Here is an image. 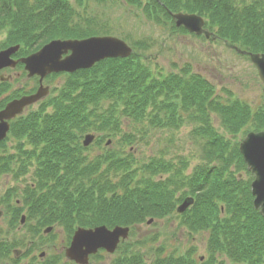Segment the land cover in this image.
<instances>
[{
	"label": "trees",
	"instance_id": "1",
	"mask_svg": "<svg viewBox=\"0 0 264 264\" xmlns=\"http://www.w3.org/2000/svg\"><path fill=\"white\" fill-rule=\"evenodd\" d=\"M89 1L75 0L73 5L70 0H0V33L6 34L3 45H23L26 50L17 53L21 57L54 39L110 34L109 28L87 9ZM126 1L144 6L147 17L158 25L173 24L172 13L199 14L207 19V25L220 41L249 52L264 53V0L248 4L245 0H148L146 4L142 0ZM179 30L187 32L182 27ZM147 44H134V48L143 49ZM139 51L129 58H109L89 70L67 74L58 94L49 99L52 103L12 122L10 134L19 144L26 141L35 147L26 159L31 161L35 155L38 164L33 185L11 188L4 197L7 204L12 196L21 197L20 206H8L6 211L8 231L14 232L25 214L26 232L41 243L46 239L43 231L50 226L64 230L67 241L78 227L129 226L133 234L147 219H162L176 212L182 228L207 234L208 258H194L197 250L194 246L184 254L167 253L164 247H156L151 249L154 253L151 264H264V217L254 208L253 175L239 144L233 146L213 126V118L217 117L234 135L244 128L264 130V105L255 110L239 98L231 96L224 101L215 95L213 83L191 68L166 75L153 72ZM8 84L0 83V94ZM22 93L28 91L23 89ZM15 96H19L17 92ZM5 104L0 102V108ZM51 105L53 112L42 115ZM118 110L139 123L150 117V125L161 129H179V122L187 117L194 122L191 136L199 143L201 162L205 164L196 166L188 175H184L185 157L168 161L165 156H155L151 162L142 164L133 153H125L135 141L121 127ZM86 133L98 134L95 143L102 150L99 148L96 155L88 153L80 140ZM113 139L119 141L118 146L113 147ZM23 149L22 144L19 149L22 154ZM13 157L9 162L0 157V175L9 171L14 175L25 173L19 167L12 168ZM176 161L181 164L179 168ZM232 166L237 170H231ZM140 169L143 175L170 172L171 176L136 182ZM240 169L247 171V184L236 177ZM189 197L193 204L179 214V204ZM221 213L225 217L221 218ZM56 235L52 232L48 238L54 239ZM22 244L16 237L0 240V260L21 264L13 252ZM124 244L112 264H148L138 248L146 245L144 240ZM55 254L53 251V259L41 264H64ZM104 256L98 254L92 260Z\"/></svg>",
	"mask_w": 264,
	"mask_h": 264
},
{
	"label": "rangeland",
	"instance_id": "2",
	"mask_svg": "<svg viewBox=\"0 0 264 264\" xmlns=\"http://www.w3.org/2000/svg\"><path fill=\"white\" fill-rule=\"evenodd\" d=\"M70 1L72 4L74 3L73 5H76L75 0ZM147 1L148 0H142L144 4H146ZM251 1L252 0H245L244 3L248 4ZM87 6L88 10L96 14L97 21L100 24L104 23L106 28H109L110 34L108 35H113L122 39L128 38L129 41H127L133 47L135 46L134 44L138 45V43L147 42L148 44L146 47L143 49H141V47H138V49L135 48V51L140 50L138 53L141 57L142 55L146 57L153 72H161L166 75L170 72H178L183 68H191L192 72L200 73L211 81L216 87L215 95H220L224 101L229 100L231 96L233 98H239L250 104L255 110L264 105V85L255 66L249 58L240 55L228 47L225 42L220 40L213 41L201 35L196 36L189 32H183L179 30L180 28L177 27L174 22L173 24L167 22L165 25H158L155 21L147 17L144 6L130 4L126 0H90L87 2ZM5 39V32H1L0 50L3 47L5 48L3 45ZM21 50H26L23 45H21ZM32 53L33 52L25 56ZM23 71V68H15L5 69L1 72L5 76L12 75L13 78L10 79L8 88L0 94V102L5 104L17 98L15 96L16 92L20 96L24 94L22 93L23 89L30 91L38 87L37 79H28L27 75L23 76L21 74ZM67 77V74H58L45 81L46 84L53 86L51 95L45 100V103L43 101L29 108L26 115L30 112H39L49 103H52L49 99L58 94L59 88L65 83ZM52 112L53 105L48 106L42 115ZM117 114L122 120L121 127L125 132L131 134L135 141L133 146H127L125 153H133L134 157L140 160L142 164L151 162L152 158L155 156H165L168 161L173 157H185L187 158V163H185L187 166L184 170V175L193 172L196 166L205 164L201 162V147L191 136L194 122L186 119L187 117L184 116V121L179 122V129H161L150 125V117L146 118L147 121L139 123L132 121L123 114L121 110H118ZM213 117L215 116L213 115ZM213 126L223 134L226 139L230 140L233 146L240 144L249 132V130L244 128L241 133L236 135L231 134L225 129L217 117L213 118ZM86 134L81 137V141H83ZM4 142V146L0 144V155L5 156L0 157H3L9 162L12 159V155H14L15 157H13L14 159L11 163L12 168L19 167V170L21 169L25 173L14 175L13 171H9L0 175V199L3 198V203H0V211L2 212L3 210L7 211L8 206L19 205L21 197L12 196L8 204L4 201V197L11 188H24L25 184L33 185L35 183L34 176H36L35 170L38 164L35 155L31 161L26 159L35 148L28 142L21 141L19 144V141L11 134H9ZM111 142L114 143V145L113 143L111 144L113 147L119 145V141L116 139H113ZM22 144L26 156L19 150ZM87 148L89 149L88 153L96 155L100 146L99 143L96 144L93 142ZM119 148L121 149L122 146H119ZM123 149H125L124 146ZM100 150L102 149L100 148ZM180 165V162L176 161V167L179 168ZM207 165L206 163V166ZM139 168H141V166ZM236 168L237 167L232 166L231 170H237ZM143 174V171L140 169L135 181L143 182L148 178L158 181L159 179L165 180L171 176L170 172L157 175H152L151 173H149V175L146 173L145 175ZM236 177L245 183L249 180L245 169L236 171ZM20 193L21 192H19V194ZM179 195V192L178 194L176 193V198ZM3 214L0 217V240H5V238L14 239V237H16V239L23 243L22 246L17 247V249L20 250L17 256L21 259V264H41L43 262L42 258L53 256V251L54 253L62 254L60 252L61 249L67 246V240L65 239L66 233L64 230L54 229V233L57 234L54 244L53 238L45 239L44 241H47L51 245L40 249L42 245L41 241L26 232V222L19 225L15 231L13 230L14 232H9L8 215ZM175 214L176 212L162 219H153L151 222L147 219L145 223L137 226L135 233L129 238L128 242H141L143 240L146 242V245L138 248L145 255L148 264H151L153 261L152 256H154V253L151 249H155L156 247H164L167 253L175 252L184 254L188 249L194 246L197 249L194 251V258L199 259V257H201L202 260L208 258L206 247L207 234L203 232H192V234L187 228H182ZM220 217H225V214L221 213ZM7 232L10 233L9 237ZM150 240L154 241V243L152 242L153 247H150ZM24 244H26L25 247ZM28 249H30L31 252L24 256V253L27 252ZM41 252H45V256L40 257ZM119 253L121 252L116 251L114 254L106 253L104 254V259L91 260L89 264H112L111 261L113 257L115 258ZM223 258L227 263H230L227 257ZM65 259L66 258H64L62 254L59 261L62 260L65 264ZM219 260H221V257ZM0 264L12 263L11 260L2 259L0 260Z\"/></svg>",
	"mask_w": 264,
	"mask_h": 264
},
{
	"label": "water",
	"instance_id": "3",
	"mask_svg": "<svg viewBox=\"0 0 264 264\" xmlns=\"http://www.w3.org/2000/svg\"><path fill=\"white\" fill-rule=\"evenodd\" d=\"M172 16L177 27H184L189 32L204 35L208 39L217 38L215 33L205 28V19L200 15L179 12ZM229 47L242 55H249L264 83V54L247 52L235 45H229ZM19 48L20 46L17 45L0 51V71L7 67L14 68L19 63H23L29 78L40 77L41 86L36 93L14 99L0 110V142L7 137L12 119L22 115L26 108L44 99L50 93V87L43 85V81L48 75L90 69L105 59L128 58L133 53L131 46L115 36L53 40L27 57L14 59L12 56ZM1 78L3 79V76ZM94 138V135H87L84 145H90ZM240 151L248 168L255 175L252 182L254 206L264 217V131L250 132L241 142ZM192 202V199H186L178 211L184 212ZM50 230L48 229L46 232ZM129 233L130 228L122 226H116L113 229H109L105 225L91 229L79 228L73 236L70 247L66 249V256L78 264H88L90 255L97 253L99 249L114 253L120 242L129 237Z\"/></svg>",
	"mask_w": 264,
	"mask_h": 264
},
{
	"label": "flooded vegetation",
	"instance_id": "4",
	"mask_svg": "<svg viewBox=\"0 0 264 264\" xmlns=\"http://www.w3.org/2000/svg\"><path fill=\"white\" fill-rule=\"evenodd\" d=\"M12 78V76H10V79Z\"/></svg>",
	"mask_w": 264,
	"mask_h": 264
}]
</instances>
